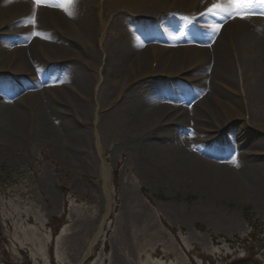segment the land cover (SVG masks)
Segmentation results:
<instances>
[{"label":"rangeland","instance_id":"rangeland-1","mask_svg":"<svg viewBox=\"0 0 264 264\" xmlns=\"http://www.w3.org/2000/svg\"><path fill=\"white\" fill-rule=\"evenodd\" d=\"M80 1L84 5L99 3V0ZM141 6H117L113 16L130 20L135 29L143 26L138 23H153V31L157 34L166 29L161 20L170 14L168 20L172 22L170 28L175 35L179 27L186 24L195 29L193 35L197 34L202 23L191 14L210 16L208 12H201L199 5L187 9L174 2L167 3L162 12L145 16ZM109 7L113 10L112 6ZM179 10L186 15V21L178 17ZM222 12L218 10L213 16L219 24L224 23L217 18ZM30 17L36 18L20 17L11 23L1 21L0 40L6 41L9 33L16 34L15 37L30 36L31 33L22 31ZM116 19L113 21L112 15H105L104 35L102 38L95 36L101 41L93 37L88 42L85 38L87 48H90L88 52L97 51L95 56L99 59L102 56L101 64L97 63V58L91 61L82 54V58L76 55L44 56L40 64L47 67L49 83L47 78L36 80L40 69L18 70L15 63L0 67V105L10 106L0 109V264H80L106 213L104 160L109 169L112 210L104 232L84 264H264V177L259 182L258 194L241 188H210L203 181L194 182L189 175L177 174L173 165L169 167L168 161L147 160L148 149L156 146L153 142L162 149L172 143L173 137L158 139L162 134L176 135L170 131L169 126L173 123H167V118L158 120V116L153 117L133 127L120 124L117 113L123 102L130 98L123 96H143L148 88L145 80L149 76L146 74L140 81L126 84V76L105 72L108 50L119 38L120 23ZM181 31L185 33V28ZM83 37L70 35L54 39L59 38L68 44V48L81 52V48L86 50L81 47ZM146 45L160 46L157 41ZM233 49L229 64L234 88L229 90L220 85L219 90L213 92L221 100L226 98L219 97V93L237 99L235 116L233 120L225 121L226 116L223 119V111L213 101L209 108L214 117L204 116L209 125H215L214 133H211L217 137L214 142L226 140L229 126L231 132L241 125L252 136L264 139L263 62L255 57V53H249L252 61L245 66ZM148 52L150 61L146 69L152 68L151 73L159 77L157 67L163 55L160 51ZM201 65L190 53L180 54L175 62L169 59L163 62L165 74L160 76L165 80L190 78L196 88L201 80L195 76L206 74L213 68L207 65L209 68L196 72ZM75 66L90 75L86 97L79 94L77 83L69 75L64 81L53 76L58 72L65 76L64 72L68 74L69 68ZM41 82L43 89L52 85L60 94L66 91L63 83L73 89L74 97H44L46 100H43L52 109H61L71 117L72 127L61 128V132L48 136L35 130L36 107L45 102L36 100L38 103L27 106L17 97L29 91L41 92ZM160 88L155 87L154 91L158 92ZM9 93L11 97H8ZM50 93L44 90L45 96ZM13 104L24 111V116L22 124L17 126V134L9 135L7 112ZM82 106L88 108L85 118L80 117ZM178 124L183 126L181 121ZM75 128L86 131L78 143L73 136ZM208 134L202 135L207 137ZM237 136H233V144L228 146L248 151L250 160L255 158L256 162L264 163L263 147L253 145L256 149L253 148L252 154L250 144L242 145V137ZM212 143L203 140L198 145L205 148ZM198 145L196 151H199ZM159 155L166 159L164 154ZM115 169L118 178L113 181ZM247 209L253 214V238L248 236L251 228L246 220ZM196 223L201 224V228L196 229ZM247 236L250 239L247 240Z\"/></svg>","mask_w":264,"mask_h":264},{"label":"bare ground","instance_id":"bare-ground-1","mask_svg":"<svg viewBox=\"0 0 264 264\" xmlns=\"http://www.w3.org/2000/svg\"><path fill=\"white\" fill-rule=\"evenodd\" d=\"M104 2L99 0L97 5H84L80 0H44L43 3L38 5L36 0H0V22L11 23L20 17L36 16V18L30 17V20L24 24L25 26L22 29V31L31 33L30 36L15 37L16 34H12L11 37H14V39L0 40V67L15 63L18 70L25 69L28 71L30 69L33 71L40 69V75L36 76V80L42 81V78L45 79L49 76L47 67L40 64L44 56L64 57L76 55L78 58H82L87 55V59L95 60L97 51L88 52L90 48H87L85 38L88 42H91L93 37L96 38L95 36L102 38L106 28L105 15H112L113 21L117 18L116 22L120 23V32L118 41L113 46L111 45L108 50L109 53L105 59V72L117 74L118 77L126 76L128 78L126 84L136 80L140 81L146 74L149 76L148 79H144L145 82H148V88L144 90L143 96H139L145 98L140 99L131 95L123 96L130 98L123 102L117 113L120 124L125 127H128V125L133 127L158 116V120L167 118V123L172 122L173 125L169 126V129L172 133H176L175 136H172L171 133L165 134V136L162 134L158 138L160 140L165 137L174 138L172 143L169 144L170 146L168 145L164 149L153 142L152 144L156 146L148 149L147 160L168 161L169 167L173 165L174 172L176 171L177 174L189 175L192 180L194 179V182L200 183L203 181L210 188L216 190L241 188L246 192L258 194V190L261 188L259 182L264 177V163L256 162L255 158L250 160L248 156L250 152L248 151L240 149L224 150L223 145L233 144L232 138L238 134L242 137V145L245 143V145L250 144L249 148H251V153L254 154L253 148L255 147L252 146L257 145L256 147L264 148V139L252 136L251 132L241 125L236 126L235 130L231 132H229V126L225 133L226 141L223 142L222 140L225 139L218 138L219 140L214 142L217 137L211 133H214L215 125H209L204 115H213L209 108L210 102L213 101L223 111L222 117L224 119L226 116L225 121L233 120L235 116L234 106L237 99H233L227 93H219V97L226 98V100H221L217 97L218 94L213 92L218 91L220 85L224 88L227 87L229 90L234 88V80L230 76L229 64L231 54L233 55L232 48L240 56L242 60L240 63H244L245 66L252 61L247 55L249 53H255V57H258L264 65V10H262L264 9V3L255 0L248 9L241 10V13L246 15L247 18H240V14L236 12L235 4L231 0H104ZM171 2L185 6L187 9L199 5L201 6V12L205 11L209 14L214 10V6H220L226 10H223L224 13H222L221 18L218 16L217 18L222 19L224 23L219 24L213 16L197 15L196 19L202 22L203 25L201 33L186 36L187 40H184L183 38L174 37L171 28V30L167 29L161 34H156V32L149 29L146 31L135 30L130 20L113 16L114 9L117 6L128 8L137 7L138 4L142 5L140 10H144L143 14L146 16V14L164 11L167 3ZM104 6H106V9ZM109 6H112L113 10ZM103 10L106 12H103ZM261 10L262 12H260ZM178 12L182 13L183 11L179 10ZM229 12H231V15ZM169 17L170 14L161 20L167 28L172 26V22L168 20ZM138 24L143 25L142 23ZM138 24H135V26H139ZM70 35H83L81 47H85L86 50L81 48V52H78L68 48V44L59 41V38L54 39L55 37H70ZM95 40L101 41L98 38ZM154 41H157L160 46L146 45V42ZM162 44L169 47L162 46ZM149 50L150 52L160 51V55H163L162 62L160 61L157 67L159 77L151 73L152 68L146 69L150 61ZM189 53L202 63V67L200 66L196 72L206 69L207 65L213 66L208 73L195 76V78L200 77L201 80L195 91H192L193 85L189 81L190 78L165 80L160 76L165 74L162 66L163 62L168 61V59L175 62L180 54ZM80 54H82V57ZM100 60H102V56H100V59H96L97 63H100ZM81 61L84 62L82 59ZM69 70L68 74L64 72L65 76H62L63 74L60 72L53 73V76L64 81L66 75H69L70 77H68H72L77 83L79 94L86 97L85 93L87 94L89 91L90 75L83 73L78 66L70 67ZM48 78L46 82L49 83L51 80H48ZM38 85L40 86L39 83ZM51 86L43 89L41 82V92L29 91L24 96L17 97V99L19 102H25L27 106H31L38 103L36 100H46L44 97H74L75 95L73 89L69 88L70 86H67V84H62L66 87V91L62 94L55 91L58 88ZM155 87L161 88L158 92H155ZM44 90L51 93L45 96ZM8 97H11L10 93ZM43 103L44 105L36 107L34 114L36 131L41 135L48 136L61 132V128L72 127V119L65 112L57 108L52 109L46 101H43ZM2 107L10 106L0 105V109ZM12 107L7 112V114L9 113V135L17 134V126L22 124L21 118L24 116V111L18 105L13 104ZM80 111V117L85 118L88 114L87 106H82ZM169 112L170 115L167 116ZM177 116L179 117L175 119ZM180 121L183 126L178 124ZM84 133H86L85 130L73 129V136L76 138L77 143ZM203 133L209 134L205 137L202 135ZM203 140L213 143L209 147L202 148L198 145V142H203ZM221 142L222 145H220ZM197 145L199 146V152H196ZM242 145H238V147ZM263 148H261V151H264ZM161 153L165 155L166 159L160 158L159 154ZM105 165L104 160L103 177L106 182L105 192L107 193V207L104 218L108 216L111 209L109 169ZM99 230H101V224ZM99 230L95 233L94 239H97Z\"/></svg>","mask_w":264,"mask_h":264},{"label":"snow or ice","instance_id":"snow-or-ice-1","mask_svg":"<svg viewBox=\"0 0 264 264\" xmlns=\"http://www.w3.org/2000/svg\"><path fill=\"white\" fill-rule=\"evenodd\" d=\"M44 0H36V3L39 5L40 3H43ZM231 2L233 4H235L236 7V12L238 14H240V18H247L246 15H243L241 13V9L242 8H246L248 6H250L252 3L255 2V0H231ZM261 3H264V0H260ZM214 8H216L217 10H226V9H221L220 6H214ZM229 14L231 15V12H229Z\"/></svg>","mask_w":264,"mask_h":264},{"label":"trees","instance_id":"trees-1","mask_svg":"<svg viewBox=\"0 0 264 264\" xmlns=\"http://www.w3.org/2000/svg\"><path fill=\"white\" fill-rule=\"evenodd\" d=\"M117 175H118V173H117V171H115V178H117ZM245 213H246V219L249 223V227H251V231H250L249 235L253 238V236L255 235V227L252 224L253 214L248 209L245 211ZM200 226H201L200 224H196L197 228H199Z\"/></svg>","mask_w":264,"mask_h":264}]
</instances>
